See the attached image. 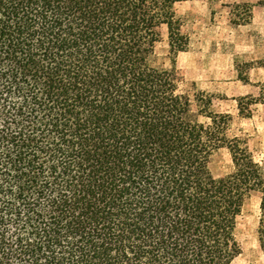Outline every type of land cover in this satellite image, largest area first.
Segmentation results:
<instances>
[{
    "label": "trees",
    "instance_id": "obj_1",
    "mask_svg": "<svg viewBox=\"0 0 264 264\" xmlns=\"http://www.w3.org/2000/svg\"><path fill=\"white\" fill-rule=\"evenodd\" d=\"M181 1L0 0V264H234L254 193L264 251V168L155 64Z\"/></svg>",
    "mask_w": 264,
    "mask_h": 264
},
{
    "label": "rangeland",
    "instance_id": "obj_2",
    "mask_svg": "<svg viewBox=\"0 0 264 264\" xmlns=\"http://www.w3.org/2000/svg\"><path fill=\"white\" fill-rule=\"evenodd\" d=\"M190 43L172 48L167 28L155 64L174 71L182 92L213 95L212 110L230 114V137L240 138L264 168V0H183L174 7ZM226 148L210 162L214 176L233 171ZM261 193H254L240 219L243 252L234 264H264L260 242Z\"/></svg>",
    "mask_w": 264,
    "mask_h": 264
}]
</instances>
